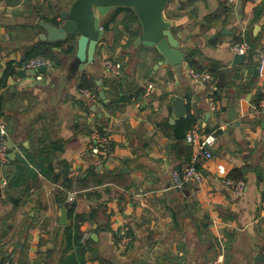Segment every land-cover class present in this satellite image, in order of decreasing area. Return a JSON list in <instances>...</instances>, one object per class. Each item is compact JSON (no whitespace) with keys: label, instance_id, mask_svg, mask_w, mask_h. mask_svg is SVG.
Returning a JSON list of instances; mask_svg holds the SVG:
<instances>
[{"label":"crops","instance_id":"1","mask_svg":"<svg viewBox=\"0 0 264 264\" xmlns=\"http://www.w3.org/2000/svg\"><path fill=\"white\" fill-rule=\"evenodd\" d=\"M73 2L0 0V121L13 144L8 163L0 166V264H204L217 256L223 264H253L257 254L264 255V78L254 76L257 52L238 65L230 46L244 40L264 51V0H169L164 7L162 22L186 57L219 78L210 74L217 89L214 110L210 86L191 81L187 69L195 68L186 58L176 71L159 64L154 49L134 47L141 29L127 8L138 22L136 37L127 41L121 29L126 12L102 27L117 8L111 10L101 19L105 35L85 70L75 57L76 39H69L55 42L73 51L59 56L60 65L51 66L43 81L23 77L20 69L10 75L8 64L15 67L29 47L47 42L38 40L44 35L40 22L59 23V11ZM220 6L227 10L214 18ZM142 53L147 57L140 60ZM105 56L121 64L119 76L102 66ZM176 98L184 99L181 115ZM187 118L216 143L212 159L197 166L202 179L173 190L171 172L192 158L185 136L176 138ZM94 130L110 138L99 155L90 152ZM228 176L244 181L242 195L223 184ZM66 192H76V199L61 226L58 195ZM72 223L88 236L84 261L74 242H67ZM122 230L132 242L119 254L115 244ZM93 251L95 258L89 257Z\"/></svg>","mask_w":264,"mask_h":264},{"label":"water","instance_id":"2","mask_svg":"<svg viewBox=\"0 0 264 264\" xmlns=\"http://www.w3.org/2000/svg\"><path fill=\"white\" fill-rule=\"evenodd\" d=\"M169 0H74L68 11H59L60 22L57 25L48 22H40L44 35L38 40L49 43L62 42L69 39H76L75 57L79 62L81 71L90 65L95 57L96 49L104 38V31L101 27V19L115 8H127L136 15L141 34L133 42L134 47L142 45L154 49L162 58L159 64H165L179 71L186 58L184 47L174 37L168 26L162 22V13ZM245 56L234 55L233 63L241 65ZM45 68H40L38 73L46 74ZM18 74L34 76L35 72L19 71ZM97 85L100 81L96 82ZM98 97L105 101L104 92L99 91ZM176 114L184 113V99L176 98ZM231 117H234L232 109ZM264 129V117L261 121ZM8 151L12 150L13 144L8 140ZM243 172V170H241ZM4 181H0V188ZM57 202L58 200L55 199ZM60 219L59 225H67V210L59 204ZM97 251H93L89 257H97ZM132 264V263H128ZM253 264H264V255L257 254Z\"/></svg>","mask_w":264,"mask_h":264},{"label":"built area","instance_id":"3","mask_svg":"<svg viewBox=\"0 0 264 264\" xmlns=\"http://www.w3.org/2000/svg\"><path fill=\"white\" fill-rule=\"evenodd\" d=\"M232 2V1H231ZM243 38V37H242ZM250 50V46L247 42L242 40L239 43H234L230 46V52L232 55L239 56H247ZM258 62H257V75L260 78H264V51H260L256 49ZM51 63L43 58H33L26 62L20 70L26 72L32 70L35 72L33 79L36 82H41L44 80V75L38 73L40 68H45L48 70L51 68ZM102 66L113 76H119L121 64L119 62H113L109 59L108 56H105L102 60ZM187 75L190 77L191 81L195 84L201 85L206 84L210 86L208 101L212 110L215 109L216 99L215 92L216 87L214 86L213 77L206 71H195L192 69H187ZM151 86L148 85L146 88V92L143 95V98L148 96V92L150 91ZM86 97L90 100V102L95 103L97 101L96 95L83 91ZM260 110L264 112V95L260 102ZM8 134L6 129V124L0 121V166H4L8 163ZM91 140L93 142L92 147L90 148V152L95 155H99L102 152H106L108 150L110 144V138L108 135L102 134L98 130H94L91 133ZM185 142L190 145L193 149L192 158L190 163L181 168L180 170H173L171 172V189L173 190H181L190 184L198 183L202 179V175L200 169L197 167L198 165H202L204 162L212 159L213 155L211 153V148L216 143V137L213 134L209 135H201L196 124H193L191 128L185 135ZM217 173L220 176L225 175V170L222 166H217ZM223 184L229 188L235 195H242L245 189V183L243 180H235L230 179L228 177L224 178ZM76 199V192H66L65 204L72 205ZM88 236L86 234L82 235L81 242L87 240ZM131 238L126 233V231L122 230L117 235V241L115 244L116 252L119 254L125 253L130 245ZM204 264H223V257L217 256L214 259L206 261Z\"/></svg>","mask_w":264,"mask_h":264},{"label":"trees","instance_id":"4","mask_svg":"<svg viewBox=\"0 0 264 264\" xmlns=\"http://www.w3.org/2000/svg\"><path fill=\"white\" fill-rule=\"evenodd\" d=\"M194 1V0H189ZM227 10L226 7L220 6L218 11L213 15V17H221V15ZM126 12L125 16L123 17L122 21L119 22V24L121 25V29H123L124 34L127 35V41L132 40V38L134 39L136 37V32L134 33L133 31V27L137 26V19L136 17L130 12V10L127 9H122V8H117L116 10H114V12L111 14L110 18L108 19V21L104 24V26H102L105 30L108 28L109 25L113 24L115 19L118 17V15H120L121 13ZM54 25H57L58 23L56 21H53ZM118 25V24H117ZM117 25L115 26V28L117 29ZM140 28V27H139ZM68 42V41H67ZM66 42V43H67ZM236 42V41H235ZM63 44L65 43H55V44H49L47 42H37L35 44H33L31 47H29L27 49V51L25 52L23 58L17 63L15 64V67L12 63L8 64L7 66V70L9 72L10 75L14 74L16 69H20L26 62H28L29 60L33 59V58H43L48 60L52 67L54 66H58L60 65V59L59 56H63V55H69L72 53L73 51V47H71L69 44L67 47H64ZM250 46V50L246 56V58L248 60L252 59L254 56H256V49H257V45L256 42H251L249 43ZM56 49H59V52H55ZM251 61V60H250ZM186 62L190 67H194L191 59L186 57ZM195 68V67H194ZM195 71H199L197 68H195ZM210 74L216 78L217 76H214L212 72H210ZM254 76H258L256 73V67L254 70ZM218 78V77H217ZM219 79V78H218ZM82 87H84L85 89L88 88L87 86V81L83 78L82 79ZM217 88H221L220 84L217 85ZM95 93H97L96 90H94ZM144 95V93L142 94ZM261 111V110H260ZM194 124V120L191 118H187L184 121H182L178 126L180 127L182 133L181 134H177L176 133V138L178 139H182L184 138V133L187 132L191 126ZM228 178L230 179H235V180H241L238 178H234V177H230L228 176ZM65 194V193H64ZM65 197L66 194L64 195V197H62L61 195H58V198L60 199V202H62V204L64 205V207L67 210V213L69 214V216H71L72 212H73V206L71 205H67L65 204ZM81 219V218H80ZM82 233L79 231V226L77 225V223L75 224H71L66 228V237H67V242L70 243L71 241L74 242L75 247L77 248L76 250L78 251V256L80 257V259L82 261H84L85 259V248L83 243L80 241L82 238ZM91 243V239H89L88 244ZM88 256V255H87Z\"/></svg>","mask_w":264,"mask_h":264},{"label":"rangeland","instance_id":"5","mask_svg":"<svg viewBox=\"0 0 264 264\" xmlns=\"http://www.w3.org/2000/svg\"><path fill=\"white\" fill-rule=\"evenodd\" d=\"M120 40H122V39H120ZM125 40L123 39L121 42H124ZM118 50V49H117ZM119 55H120V57H121V52L119 53ZM147 56H146V54L145 53H142V54H140L139 55V59L140 60H142L143 58H146Z\"/></svg>","mask_w":264,"mask_h":264}]
</instances>
